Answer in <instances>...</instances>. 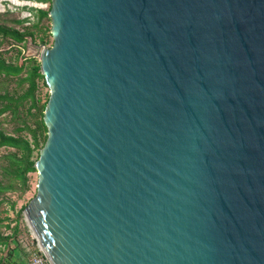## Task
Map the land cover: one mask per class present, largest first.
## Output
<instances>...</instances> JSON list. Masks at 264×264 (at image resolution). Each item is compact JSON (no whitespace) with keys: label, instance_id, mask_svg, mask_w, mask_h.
Wrapping results in <instances>:
<instances>
[{"label":"water","instance_id":"1","mask_svg":"<svg viewBox=\"0 0 264 264\" xmlns=\"http://www.w3.org/2000/svg\"><path fill=\"white\" fill-rule=\"evenodd\" d=\"M37 192L50 264H264V0H51Z\"/></svg>","mask_w":264,"mask_h":264},{"label":"trees","instance_id":"2","mask_svg":"<svg viewBox=\"0 0 264 264\" xmlns=\"http://www.w3.org/2000/svg\"><path fill=\"white\" fill-rule=\"evenodd\" d=\"M30 10L39 19L48 18L50 5L47 10ZM8 12H0V16ZM10 21L24 24L29 20L10 18ZM33 35L30 27L20 31L14 24L8 25L0 20V250H10L12 237L18 230L17 225L12 228L8 217V211L15 210L13 194L18 193L19 198H24L32 191L31 174L37 172L35 165L48 139L44 113L50 97L42 103L37 95V82L42 81L46 87L47 84L39 61L34 57H25L21 47L26 48L27 38L31 37L33 41ZM1 46L6 48L2 50ZM35 195L20 210V215ZM5 205L9 210L3 208ZM3 214L5 217H2ZM3 229L13 232L12 235H4Z\"/></svg>","mask_w":264,"mask_h":264},{"label":"rangeland","instance_id":"3","mask_svg":"<svg viewBox=\"0 0 264 264\" xmlns=\"http://www.w3.org/2000/svg\"><path fill=\"white\" fill-rule=\"evenodd\" d=\"M50 3H42L38 0H0V12L6 13L5 15L0 16V20L8 25H15L18 30L24 31L25 27H30V31L34 33L33 41L31 37L27 38V42L25 43L26 48L23 47V51L25 57H34L39 61V53L41 47H51L53 44L52 38L50 36L51 24L49 18L39 19L36 13H33L30 8L34 9H49ZM10 18L13 19H28V22L24 24H15L11 23ZM37 25L36 29L35 26ZM35 25V26H34ZM1 39V38H0ZM1 42V41H0ZM6 46H1V49H5ZM23 76V75H22ZM38 91L37 95L41 99L42 103H44L47 97H50V90L48 87L43 85L42 81H38ZM32 176V191L29 192L24 198H19L18 193L13 194V200H15V210H9L7 205L3 208H8V217L10 219L9 223H12L18 228L15 237H12V242L9 248L11 250H15V255L11 257V259H15V264H23L26 262V256L24 254V249L20 245V241L23 243H32L34 242V246H36L34 236L29 229V226L26 222L24 212L20 215V210L29 202V200L36 194L37 184H38V174L37 172L31 174ZM5 217V214L2 215ZM15 222V224H14ZM28 229V230H27ZM2 232L4 235L9 233L12 235L13 232L7 231L3 229ZM23 253V254H22Z\"/></svg>","mask_w":264,"mask_h":264},{"label":"built area","instance_id":"4","mask_svg":"<svg viewBox=\"0 0 264 264\" xmlns=\"http://www.w3.org/2000/svg\"><path fill=\"white\" fill-rule=\"evenodd\" d=\"M32 235H33V232H32ZM27 243H24V244L27 245ZM35 243H36L35 247H32L34 246V242H32L31 247H28L29 250H31V255L25 264H50V262L48 261V258L46 257V254L42 251L41 247L36 242V239H35Z\"/></svg>","mask_w":264,"mask_h":264},{"label":"crops","instance_id":"5","mask_svg":"<svg viewBox=\"0 0 264 264\" xmlns=\"http://www.w3.org/2000/svg\"><path fill=\"white\" fill-rule=\"evenodd\" d=\"M19 243L21 247L24 249V254L23 253L22 254L26 256L25 260L27 262V260L30 258V255H31V250H29L28 247H31L32 243H29V244L27 243V245L22 243V241H20ZM14 255H15V250H11V248L10 250L1 249L0 250V264H15V259H11V257Z\"/></svg>","mask_w":264,"mask_h":264}]
</instances>
